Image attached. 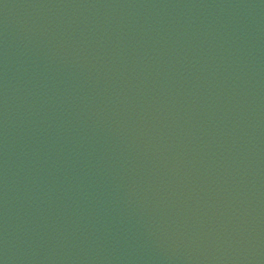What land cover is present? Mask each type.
<instances>
[{
  "label": "water",
  "instance_id": "obj_1",
  "mask_svg": "<svg viewBox=\"0 0 264 264\" xmlns=\"http://www.w3.org/2000/svg\"><path fill=\"white\" fill-rule=\"evenodd\" d=\"M0 264H264V0H0Z\"/></svg>",
  "mask_w": 264,
  "mask_h": 264
}]
</instances>
